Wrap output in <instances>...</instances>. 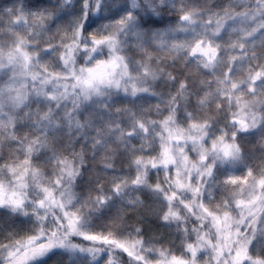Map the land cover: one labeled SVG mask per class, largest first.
Wrapping results in <instances>:
<instances>
[{
    "label": "snow or ice",
    "instance_id": "1",
    "mask_svg": "<svg viewBox=\"0 0 264 264\" xmlns=\"http://www.w3.org/2000/svg\"><path fill=\"white\" fill-rule=\"evenodd\" d=\"M0 216V264H264V0L0 8Z\"/></svg>",
    "mask_w": 264,
    "mask_h": 264
},
{
    "label": "trees",
    "instance_id": "2",
    "mask_svg": "<svg viewBox=\"0 0 264 264\" xmlns=\"http://www.w3.org/2000/svg\"><path fill=\"white\" fill-rule=\"evenodd\" d=\"M196 2L197 3H200V4H209V5H220V4H222V3H226L227 2V0H196ZM13 3V0H0V8H3V7H5V6H9V5H11ZM164 15H165V20H164V22L163 23H161L160 25H158L159 27H166V26H168V23L169 22H171V21H174L175 19H176V17L174 16V15H172V16H169L168 15V13H167V10H165V13H164ZM158 91H167V88H163V87H161V88H158L157 89ZM153 103L155 102V101H152ZM145 106H147V104H145ZM33 108H35V105H33ZM77 148H79V146H77ZM127 171V170H126ZM132 175L134 176L135 175V173H134V171L132 172ZM155 179V177H153V180ZM3 221V217L2 216H0V222H2ZM161 233H163V235H164V239H165V244H164V246L165 247H169V244L167 243L168 241H172V240H174L175 239V237L173 236V235H171L170 233H169V230H167V229H159V230H157L156 231V234L159 236ZM3 237L2 236H0V239H2ZM78 239V238H77ZM85 244H87V242L85 241L84 242ZM175 243H176V245H179V240H176L175 241ZM179 253H177V255H178ZM56 259H58V257H52L51 258V260L49 261V264H52V261H54V260H56ZM64 259H66V257L64 258ZM125 259H127V256L125 255Z\"/></svg>",
    "mask_w": 264,
    "mask_h": 264
},
{
    "label": "rangeland",
    "instance_id": "3",
    "mask_svg": "<svg viewBox=\"0 0 264 264\" xmlns=\"http://www.w3.org/2000/svg\"><path fill=\"white\" fill-rule=\"evenodd\" d=\"M140 3H143V0H139ZM159 247V245H157Z\"/></svg>",
    "mask_w": 264,
    "mask_h": 264
}]
</instances>
